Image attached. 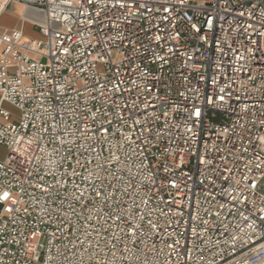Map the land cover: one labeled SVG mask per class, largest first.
I'll return each instance as SVG.
<instances>
[{
  "label": "built area",
  "instance_id": "2783aa9c",
  "mask_svg": "<svg viewBox=\"0 0 264 264\" xmlns=\"http://www.w3.org/2000/svg\"><path fill=\"white\" fill-rule=\"evenodd\" d=\"M13 2L0 264H264V0Z\"/></svg>",
  "mask_w": 264,
  "mask_h": 264
},
{
  "label": "crops",
  "instance_id": "0c3cea01",
  "mask_svg": "<svg viewBox=\"0 0 264 264\" xmlns=\"http://www.w3.org/2000/svg\"><path fill=\"white\" fill-rule=\"evenodd\" d=\"M12 6V8H11ZM32 11L26 8V5L21 2L11 3L0 16V31L20 27L23 29L26 36L41 37L39 28L32 22ZM25 15L24 19L23 16Z\"/></svg>",
  "mask_w": 264,
  "mask_h": 264
},
{
  "label": "rangeland",
  "instance_id": "374dc122",
  "mask_svg": "<svg viewBox=\"0 0 264 264\" xmlns=\"http://www.w3.org/2000/svg\"><path fill=\"white\" fill-rule=\"evenodd\" d=\"M11 8H12V6H11ZM30 37L35 38V36H30ZM4 106L7 109H9L12 113L17 114L18 111L14 106H12L10 104H5ZM7 154H8V150H7L6 146L0 144V160L5 159Z\"/></svg>",
  "mask_w": 264,
  "mask_h": 264
}]
</instances>
